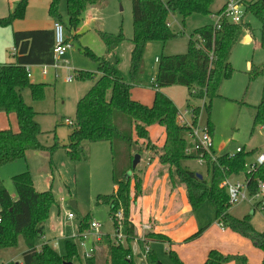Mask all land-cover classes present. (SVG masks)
Returning <instances> with one entry per match:
<instances>
[{"label":"trees","instance_id":"16d2710c","mask_svg":"<svg viewBox=\"0 0 264 264\" xmlns=\"http://www.w3.org/2000/svg\"><path fill=\"white\" fill-rule=\"evenodd\" d=\"M66 5V22H62L59 12L60 0H50L48 14L64 23L69 30H75L87 7L103 0H64ZM213 0H130L133 35L129 57L128 82L107 56L96 55L90 50L86 54L97 64L98 77L88 91L78 99L75 106L74 123L70 126L67 142L61 143L53 130V142L45 145L40 141L44 133L36 120L37 112L27 104L22 91L30 90L34 99L43 96L44 82H32L27 76V66L50 64L53 49L52 29L14 30L13 61L0 64V112L14 113L17 118L18 131L11 128L0 130V167L24 158L28 151L44 152L52 163L54 152L62 148L72 162H84L89 158L88 143L107 141L111 153V178L113 190L110 194L98 195L97 200L109 205L115 234L124 236L126 245L121 241L107 239L102 261L94 255L82 259L75 241L65 240L66 254H59L51 245L44 242L37 247L35 239L43 234V223L48 217L49 208L54 203L50 189L37 191L28 171L16 173L11 180L16 189L17 197L13 198L0 179V249L13 247L17 237L22 235L25 250L21 253V261H8L2 264H63L71 261L78 264H137L132 255L129 243L137 239L134 224L129 220L131 188L134 197L142 192V179L136 175L138 163L133 166L135 154H142L143 149L149 152L148 163L157 159V173L167 174L169 185L183 187L191 211H196L204 202H209L215 219L222 221L224 226L248 237L261 249L264 264V229L257 230L251 222L257 207L241 218L229 214L228 193L222 185L230 175L245 173L249 179V187L254 191L253 184L257 178L264 179V162L252 173H246L244 164L246 154L243 149L234 153L216 154V159H207V171L211 175L210 184L202 177L181 165L184 159H196L198 150H192V143L187 138L189 128L177 122L178 108L174 102L162 92V88L171 85H182L187 89L186 105L192 109L193 116L199 115L200 106L191 104L190 100H203L208 113L206 127L212 135L213 128L209 118L212 101L221 96L220 88L224 80L233 73L231 54L236 44L243 38L244 31L249 27L244 16L251 14L261 23L260 45L264 47V0H241L244 8L239 23L222 20L220 28L205 25L195 29L188 40L187 51L180 54H164L160 52L157 59L156 72L150 80L154 89V98L150 106L145 105L131 96V89L141 81L145 72V51L153 42L164 44L175 38L169 25V16L179 14L183 21L194 13L210 14ZM28 0H19L7 16L0 17V26L11 25L13 20L24 16ZM223 6L216 11H222ZM63 24V25H64ZM65 28V27H64ZM107 53H114L118 45L125 39L121 33L115 34L99 31ZM94 72L80 71V79L94 77ZM256 75L263 78L260 100L254 106L252 128L264 127V63L251 70L250 79ZM246 92V91H245ZM245 103L244 98L240 101ZM159 125L164 129L161 145L151 141L148 127ZM120 146V150L117 147ZM214 152V151H213ZM174 171V172H173ZM121 210L122 221L119 228L115 213ZM86 217L79 223V232L88 226ZM205 227L185 238L193 240L201 235ZM144 239L155 238L170 243L166 235L154 232L145 233ZM96 252V251H95ZM172 264H184L174 249L168 250ZM150 263L156 258L151 250L145 255ZM251 264L244 254L223 253L210 249L201 264Z\"/></svg>","mask_w":264,"mask_h":264},{"label":"rangeland","instance_id":"374dc122","mask_svg":"<svg viewBox=\"0 0 264 264\" xmlns=\"http://www.w3.org/2000/svg\"><path fill=\"white\" fill-rule=\"evenodd\" d=\"M228 1L241 2V0H213L210 6L212 13H194L185 18L184 21L179 14L169 16V28L177 36L167 40L164 43V47H162L163 44L160 42H153L147 46L145 51V63L147 62V66L144 77L137 85L132 87V95L135 99L145 105L152 104L154 89L150 87V80L157 68L155 56L159 55L162 49L164 54L186 52L188 40L195 29L205 25H213L216 20V11ZM63 14L64 17V10ZM80 21L78 26L79 33L75 38H72L67 29L64 28V35L70 39L72 46L61 57L58 76L54 75L52 67L48 68L45 75L41 73V65H33L29 68L33 82L46 83L43 96L39 99H34L28 88L22 91L24 101L37 112L36 119L44 132L40 137L45 145H50L53 142V130L61 143L67 142L70 126L64 122V119H74L76 102L92 85L94 79H80L77 77L80 71L96 72L97 70L96 62L86 54L85 50H90L96 55L107 56L110 61L117 62V67L122 69L126 81H131L129 57L132 42L129 39L133 35V26L130 0L100 1V3L94 4L92 10L86 13V16L83 15ZM244 22L249 24L247 30L244 31V36L247 32L250 34L248 35V41L243 36L234 47L230 58L234 69L233 73L228 79L223 81L220 88L221 96L213 99L209 118L213 128L212 141L216 153L218 155L234 153L236 148L239 147L247 153L245 163L249 164L255 161L259 153H264V127L255 126L252 128L254 106L260 100L263 78L261 75H256L250 79L252 68L264 63V47L260 45L261 23L259 19L248 14L244 16ZM99 31L121 33L127 39L121 42L114 53L108 54L100 38ZM9 56L11 59L13 58L12 54ZM68 74L73 75V80L70 82L65 80ZM97 76V74H94L95 79ZM162 92L170 96L169 98L178 109H188L186 105L187 89L185 86H166L163 87ZM243 98L245 103L240 102ZM190 103L201 107L198 124L200 127L205 126L208 113L203 105V100L191 99ZM6 128L18 130L16 115L14 113L6 114L0 112V130ZM162 130V126L153 125L150 128L149 135L151 138L157 139L161 136ZM88 147L89 158L84 162H72L62 148L54 152L51 164L40 152L30 151L24 158L0 167V179L13 198H16L17 194L11 176L23 171L30 173L37 191L51 190L54 203L50 206L48 217L43 223L42 236L35 239L37 247H40L45 241L59 254H66L65 240L75 241L76 236L79 234V223L83 217H86L88 222L94 220L101 224L99 233L102 235V239L97 243L95 255L99 261H102L105 243L108 238L114 242L121 241L124 245H126V242L124 238L119 239L115 234L112 219L109 215V205L97 200L98 195L110 194L113 190L110 144L107 141H100L88 143ZM120 148V146L117 147L118 150ZM147 162L148 152L143 149L142 161L140 166H138L140 172H137L136 175H143L144 168L142 166L148 164ZM181 165L195 174H200L210 184L211 175L207 171V166L200 164L197 159H184L181 161ZM166 178L169 185L168 176ZM228 178L231 181L236 179L243 180V175L242 173L233 174ZM179 186L169 185L171 190L177 189ZM145 191L149 193L151 190L146 189ZM136 198L131 188L129 217L135 220L132 221L135 224L137 239L131 240L129 246L134 261L137 264H172L167 253L168 244L155 238L150 237L148 239L151 241L156 240L149 243V248L156 260L150 263L147 259L148 257L144 256L146 242L142 241V225L150 224V221L148 214L143 213L140 215L135 212L136 206L140 207L139 205L141 204V201L139 199L136 200ZM143 207L145 206L143 205ZM251 209L250 203L242 201L231 205L228 212L232 216L240 218L244 214L249 213ZM68 212L74 214V218L71 221L67 218ZM186 219H188L190 224L192 222L199 223V229L201 226H205L199 238L202 237L207 242L219 243L216 240V236L219 234L218 231L220 229L215 225L214 209L209 202H204L194 212L190 209L186 213ZM251 222L257 230H263L264 210H256ZM185 224L183 220H177L175 225L178 226L169 233L170 235H167L176 252V247L181 245V242H188L185 239L182 241L187 231V227H184ZM225 228L232 231L227 225H225ZM85 229L80 232L85 231ZM237 235H240L241 240L227 246L223 245L224 248H229L228 252L241 250L246 257L251 256L247 257L248 262L251 264L261 262L263 254L261 249L256 247L248 237L239 233ZM91 236L88 235L86 239L87 247L92 242ZM25 248L23 237L19 235L15 246L0 249V264L8 261H21V253ZM182 251L186 252L187 248L182 249ZM74 264H78V262Z\"/></svg>","mask_w":264,"mask_h":264},{"label":"crops","instance_id":"0c3cea01","mask_svg":"<svg viewBox=\"0 0 264 264\" xmlns=\"http://www.w3.org/2000/svg\"><path fill=\"white\" fill-rule=\"evenodd\" d=\"M18 1L19 0H12V1L0 0V17L7 16L8 13L14 9V7ZM49 2H50V0H28L23 18L13 20L11 25L0 26V64L13 61V58L11 59V57L9 55L10 54L13 55V53H14L13 38H12V32L14 30L52 29V24L56 19H54L53 17H51L48 14ZM93 6H89L86 8V10H84V12L81 16V20L83 18V15L86 16V13H89L92 10ZM63 10L65 13L64 17H63V15H64ZM59 12L61 15L62 22H66L67 14H66V5H65L64 0H60ZM79 25H80V23H79ZM78 26L75 30H69L66 28V26L64 24V27L67 29V31L69 32V35L72 38H75L79 33V27ZM248 35H250L249 32L245 33L244 37H245L246 41H248ZM120 44L118 45V47L120 46ZM162 47H164V44ZM131 48L132 47H130V50H131ZM161 52H163V49L161 50ZM158 56L159 55L155 56V62H157ZM32 66H29V68ZM146 66H147V62H146ZM118 69L121 70L120 72L123 75L122 69H120V68H118ZM145 71H146V68H145ZM155 72H154V74H155ZM94 73L99 75L97 73V70ZM31 77L32 76H30L29 79L33 82V79H31ZM143 77H144V74L142 75L141 80ZM92 79L95 80V77ZM94 80H93V82H94ZM132 90H133V88L131 89V96L133 99H135L132 95ZM168 97H170V96H168ZM135 100H137V99H135ZM146 105L150 106V104H146ZM9 114H11V113H9ZM152 126L153 125L148 127L149 131H150V128ZM13 131L16 132L18 130L16 129ZM163 139H164V129L162 130V134L160 137H158L157 139H154L152 137L151 141L156 145H161L163 142ZM40 141L42 142L41 137H40ZM213 150H214V148H213ZM28 152H30V151H28ZM34 152H39V151H34ZM214 152L216 153L215 150H214ZM40 153L43 154L47 158L46 153H44V152H40ZM216 154H218V153H216ZM148 157H149V152H148ZM141 161H142V154L140 155V160H139L138 166H140ZM157 166H158V164H157L156 158L153 159L150 164L148 163V164H145L142 166L144 168V172H143L142 176L139 175L141 177V179H143L142 192L136 198V200L139 199L141 201V204L139 205L140 207L136 206L135 212H138L140 215H142L143 213L148 214V219L150 221L152 228L149 231L143 232V234L151 231L154 233H161V234H164L166 236L170 235L169 233H171V231L176 229V227L178 226V225H175L176 221L177 220H183L186 223L184 225V227H187V231L185 232V234H184L185 236L182 240V241H184L185 238H187L188 236H190L191 234H193L195 231H197L199 229L198 227H200L199 226L200 224L196 223V222H192L190 224L188 219H186V213L188 211H190V206L187 202L183 187L179 186L177 189L171 190L169 185H168V182H167V178H166L167 174H163L162 176L159 175L156 171ZM137 172H140V169H138ZM146 189H150L151 191L149 193H147V191H145ZM143 205L145 207H143ZM229 214H230V212H229ZM184 215H185V217H184ZM236 218H238V217H236ZM69 220L71 221L72 219H69ZM129 220L134 224L133 221H135V220H133L130 217H129ZM68 223H70V222H68ZM215 225L220 229V231H218L219 234H217V236H216V240H218L219 243L207 242L204 239H202V237L199 238V236H198L197 238H194L193 240H190L186 243L181 242V245H178L176 247L177 248L176 253L179 255V257L181 258V260L183 261L184 264H201L205 260L206 255L210 249H217L223 253L243 254L241 250H237V252H228L229 248L227 249V248H224V246H223V245L227 246L228 244H231L235 241L236 242L240 241L241 240L240 235H237V233L234 231L232 232V231L227 230L225 227L221 228L217 224L216 219H215ZM134 226H135V224H134ZM213 227H214V225H213ZM201 228H202V226H201ZM181 229H183V228H181ZM148 241L150 243V242H153L156 240L151 241L148 239ZM163 242H165V241H163ZM165 243L168 244V248H167L168 250L174 249V246L172 245V243H168V242H165ZM184 248H187L186 252L182 251V249H184ZM225 251H227V252H225ZM246 254H248V253H246ZM247 257L249 258L251 256H247ZM262 257H263V254H262ZM225 264H233V263L228 262Z\"/></svg>","mask_w":264,"mask_h":264},{"label":"built area","instance_id":"2783aa9c","mask_svg":"<svg viewBox=\"0 0 264 264\" xmlns=\"http://www.w3.org/2000/svg\"><path fill=\"white\" fill-rule=\"evenodd\" d=\"M244 13V8L241 2H233L228 1L223 5L222 11L219 13H215V23L213 24V28L219 29L220 23L222 20H227L231 23H239ZM169 25V23L167 24ZM52 31H53V49H52V62L50 64H43L41 73L43 75L47 74L48 68L52 67L54 70V75L58 76V69L60 65L61 57L67 52L68 49L71 48L72 43L68 37L64 35V25L62 22L55 20L52 24ZM14 50V48H13ZM15 51V50H14ZM27 69V76L30 77L31 74L29 72V66L26 67ZM66 81L70 82L73 80V75L68 74L65 78ZM177 122L179 125L185 126L189 128V132L187 138L192 143V150H198L199 156L196 158L200 164L206 165L207 159L204 157L206 154L209 158V161H213L216 159V153L213 152V141L212 136L209 133L208 128L205 126L200 127L198 124V117L195 118L192 113V109L188 107V109H178L177 111ZM64 122L68 125H72L74 123V119L65 118ZM242 148L237 147L235 150L236 152L241 151ZM264 162V153H259L255 159V161L247 164H244L246 173H252L258 169V167ZM243 180H233L231 181L230 178H225L222 185L225 187L228 193V205H235L242 201H247L251 204L252 207H257V210H264V179L257 178L255 180L254 191L250 190L248 185L249 179L242 173ZM68 219H73L74 214L72 212L67 213ZM115 220L119 224V228L121 227L122 221V212L118 210L115 213ZM217 224L224 228V224L222 221H217ZM101 224L97 221L92 220L88 223L87 228L83 232H79L76 236L75 242L79 249V254L82 259L91 258L96 249L97 243L101 241L102 235L99 233V228ZM152 228L151 224H143L142 230L143 232L149 231ZM88 235H92L91 244L87 247L86 246V239ZM145 234H142V241L146 242L144 247V255L150 250L149 242L144 239ZM119 239L124 238V236L119 233L116 235Z\"/></svg>","mask_w":264,"mask_h":264},{"label":"water","instance_id":"95a60500","mask_svg":"<svg viewBox=\"0 0 264 264\" xmlns=\"http://www.w3.org/2000/svg\"><path fill=\"white\" fill-rule=\"evenodd\" d=\"M139 160H140L139 154H135V155H134L133 162H132V163H133V166H135V165L139 162ZM196 176H197L199 179L202 178V176H201L200 174H196ZM63 264H74V263L71 262V261H64Z\"/></svg>","mask_w":264,"mask_h":264}]
</instances>
